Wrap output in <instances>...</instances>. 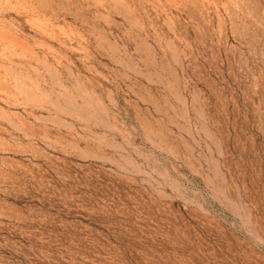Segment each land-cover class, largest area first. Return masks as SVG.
Masks as SVG:
<instances>
[{
    "label": "rangeland",
    "instance_id": "374dc122",
    "mask_svg": "<svg viewBox=\"0 0 264 264\" xmlns=\"http://www.w3.org/2000/svg\"><path fill=\"white\" fill-rule=\"evenodd\" d=\"M0 264H264V0H0Z\"/></svg>",
    "mask_w": 264,
    "mask_h": 264
}]
</instances>
